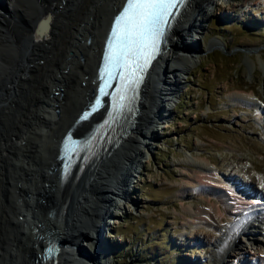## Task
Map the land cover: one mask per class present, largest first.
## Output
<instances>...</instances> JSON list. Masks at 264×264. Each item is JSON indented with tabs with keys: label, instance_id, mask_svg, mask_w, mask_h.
<instances>
[{
	"label": "rangeland",
	"instance_id": "374dc122",
	"mask_svg": "<svg viewBox=\"0 0 264 264\" xmlns=\"http://www.w3.org/2000/svg\"><path fill=\"white\" fill-rule=\"evenodd\" d=\"M21 1L23 0L18 1V3L23 4L29 15H33L34 12L31 9L32 6L29 0H24L23 3ZM33 1L35 5L38 6L39 4L40 7L38 6V8L41 9L42 1ZM35 1L38 3L36 4ZM80 1L85 2L84 0ZM4 5L6 4H1L2 10ZM18 13L21 12L18 11ZM201 26V33L196 36L198 37V43L196 42L195 45L196 49L204 43L207 45L210 42H218L229 53L224 54L218 49L207 47L205 52L194 57V62L188 65L189 68L184 74H177L178 77L171 75V79L175 80L176 78L180 83L175 89L177 91L174 97L170 95L162 96L163 102L161 105L156 104L154 106L156 115H158V106H164L166 110L165 113L162 112L161 118L155 119L156 123L153 124L152 128L154 135L151 137L149 131L146 138L143 135L140 136V131L132 135L140 138L141 142L144 140L143 142L146 145L140 148V167L135 166L136 171L139 170V175L130 179L126 186L125 196H123L122 189L107 184L112 191L119 193L120 196L114 198L119 203L121 202L120 205L122 206L120 209H115L113 206L102 204L112 214V217H108V215L105 217L106 224H104L105 227L102 232L105 246L103 248H106L105 251L108 254V256L103 254L105 264H182L184 262L213 264L211 260L213 246L209 240L214 237L219 238L221 233L214 228L215 223L212 219L204 218L199 221L201 223H196L193 220L194 217L182 212V204L185 206L207 205L206 195H197L191 191L190 187H203L202 190H215L221 194L224 193L228 202L232 203L234 201L232 198L235 199L236 196L239 197H236V201L241 202L242 200L237 191L238 195L233 193L235 196H232V193L229 192L230 187L228 185L230 183L227 184L226 180L229 175L233 174L239 182L246 180L243 179L245 176L254 181L253 185L256 182H260L261 185L264 184V115L260 113V107L264 110V0H214V5L208 8ZM65 28L66 26L60 28V30L58 29L59 31H57V28L54 30L57 34L62 33ZM242 47L253 48V51L238 50ZM43 48L46 49L47 45H44ZM49 48L46 50L48 55L43 52V56L40 57V60H45L41 64L42 67H45V63L51 60ZM6 50L4 47L0 49V61L2 63L12 60L13 54L11 52L13 51ZM15 50L19 51L18 48H15ZM38 53L42 52L38 51ZM27 64L29 63H26V68H28ZM29 76L31 80L27 78L23 82L25 89L19 94L20 96H17L19 99L23 98L24 101L21 104L19 101L13 99L12 101L11 98L9 101L0 102V145L2 141L6 140V133L15 127L16 122L14 119L22 117L23 113L28 111V107L35 109L34 107L39 104L34 99L32 100L30 94L36 92L34 90L37 86H40L37 85L40 80L32 84L35 82L32 78L36 76L32 74H29ZM2 77H0V80ZM83 84L84 82L81 86L85 85ZM52 85H55V82ZM32 87H34V90ZM242 92L248 94L253 92L257 102L256 100H250V103L243 105L237 103L236 105L231 96ZM4 94L6 92H3ZM3 97L6 99V95ZM64 97L69 98L66 92ZM71 98L67 100L68 105L65 107L67 110L63 109L66 114L62 115L61 112L58 114L60 106H55L56 126H62L69 119L67 117L71 114L72 108L75 106L74 102L78 99L77 97ZM2 109L3 111L6 109L5 112ZM33 113L35 114V111ZM33 119L35 120V117ZM38 120L40 121L39 118ZM27 126H31V123H28ZM4 130L6 131L4 132ZM130 145L133 148L137 145V142H130ZM191 157L207 158L210 163H208L205 170L203 167L198 166L199 164H186L185 160H189ZM11 161L10 164L6 161L5 166L0 161V169L7 172L4 179L0 176V244L5 246L7 244L10 246L15 245L17 249L15 248L14 252L17 255L12 258L9 257V262L8 255L5 254L6 249L3 252L5 246L1 247L0 245V264H13L14 262V264H42L40 261L41 255L38 254L39 246L37 245L41 243V236L47 233V231L42 233L41 227L43 224L47 225L49 218L48 215L45 217L43 211L44 204L47 202V200H44L43 190H46L48 185L43 187L42 183L43 188L39 187V191L43 193L38 195L40 197L36 200L30 198L31 191L22 194L15 192L16 202L8 183L11 172H14L12 169H17L20 163L15 161L14 158H11ZM113 166H116V163L111 164V167ZM118 166L119 164L116 167ZM126 169L127 171L131 170L130 167ZM86 170L81 176L85 174ZM207 174H211L213 177L208 179L206 178ZM199 178H201L200 181ZM107 179L110 178L107 177ZM52 181L54 182L53 179ZM22 182H25V180ZM242 184L245 187L248 186L244 182ZM253 185H251V189L254 191L255 186ZM55 187L56 184H49V188L53 189ZM76 187L75 184L74 189L78 192ZM182 187L186 188V194L184 193L183 196L179 195ZM258 188H261V186H258ZM260 190L264 191L262 188ZM104 191L108 190L105 189ZM49 193L53 196L54 191L51 190ZM59 196L61 195L59 194ZM75 196L77 197H73V202H75L72 207L73 216L76 215L77 211L75 210L81 204L80 199H78L80 197L79 193H76ZM209 201L217 203L215 199L210 198ZM248 205L251 209L255 208V212L257 211L256 206L252 207L249 203L245 207ZM37 206H39V211L35 208ZM90 206L94 209L100 207V204L95 201V205L91 204ZM34 211L40 213L41 218L39 219L41 221H35L38 225L31 228L29 225L32 222L29 216ZM47 212L49 213V211ZM56 212L57 207L54 209L53 217L49 219L52 225H55L57 221ZM13 214L16 217L15 220L11 219ZM37 215L39 216V214ZM42 217L47 221L42 222ZM36 218L38 217L36 216ZM66 220L64 218L59 223L64 225ZM227 220L229 219L226 215L222 220L223 224H226ZM39 222L43 224H39ZM75 223L77 230L72 231L76 234L82 233L83 229L80 224L76 220ZM70 224L68 223L67 226L69 227ZM40 225L42 226L40 227ZM254 226L257 227L258 225L254 224ZM93 236L90 243L95 246L98 240L95 233ZM184 236L186 239L178 243ZM15 237L18 239L17 242ZM46 239L47 237H45ZM237 240H240L242 254L236 256L235 259L231 258L232 261L239 263L245 256L247 260L244 264H251L255 255L263 254L258 248L255 249L254 253H252L254 249L250 250L249 248L257 245L256 239L238 236ZM227 242L229 243L230 240L228 239ZM227 242L226 244H228ZM79 243H83V246L93 253L86 242L81 240ZM33 247L36 248V252ZM10 252L9 255L12 254ZM221 263L232 264L228 261V258L223 259Z\"/></svg>",
	"mask_w": 264,
	"mask_h": 264
},
{
	"label": "bare ground",
	"instance_id": "6f19581e",
	"mask_svg": "<svg viewBox=\"0 0 264 264\" xmlns=\"http://www.w3.org/2000/svg\"><path fill=\"white\" fill-rule=\"evenodd\" d=\"M18 1L0 0V49L4 47L7 49L6 51H9L8 49L13 51L11 52L13 54L11 57L12 60L6 61V59H4L6 61L4 63L0 61V75L3 76L0 80V102L9 101L11 98V100L19 101L21 104L24 100L23 98H17V96H20L19 94L24 91L23 82H25L27 78L29 79V74L36 76L32 78L35 80L32 84L40 80L37 85L41 87L39 86V88L37 86L35 90L34 87H32L36 92L30 94L32 100L34 99L39 104L34 107L35 109H30L28 107V111L24 112L22 117L19 116V119H14L16 122L15 127L6 133V140L2 141L0 145V161H2L4 166L6 161L9 164L12 162L11 158H14L15 161L20 163L17 169H12L14 172L10 171L11 175L9 176L8 184L11 187L12 196L15 192L22 194L31 191L32 195L30 198L36 200L40 197L38 195L43 193L39 191V187L43 188L48 185L49 188L50 183L56 184V187L53 189L47 188L48 190H43V194H45L43 195L44 200H47V202L45 201L46 204H44L45 208L43 211L46 217V215H48L47 211H54L57 207L56 215L61 218L59 221H63L64 218L67 220L64 225L57 221L56 224L54 223L55 225H52L49 220L51 217L48 218V221L44 220V217H42V222L47 221L48 223L44 225L42 222H39V224H43V226L40 225V227L42 226V233L47 231L46 234L41 236V243L37 245L39 246V255H41L43 251L46 240L57 237L65 241L66 246H58L54 260L49 261L51 264H105L103 261V254L107 256L108 254L105 251L106 248H103L105 247L104 243L97 241L95 246L90 243L91 238L94 237V233L97 237L98 228L101 223L104 221V223H102L103 226L106 224V220H103V216L106 217L108 215V217H112L110 211L106 210L102 204L113 206L115 209H120L122 206L120 205L121 202L119 203V201H116L114 198L120 196L119 193L112 191L110 188L114 185L113 187L119 188L120 190L122 189L123 196H125L126 186L129 181L124 178H126L127 172L133 171L135 166L140 167V148L146 145L143 142L144 140L141 142L140 138L132 135L138 131H140V136L143 135L145 138L146 135L149 134L148 131L151 137L154 135L152 128L153 124L156 123L155 119L161 118L162 112H166L164 106H162L160 114L156 115L154 111L156 108H154V106H156V104L161 105L163 102L161 99L162 96L166 97V95H170L174 97L177 91L175 89L180 83L178 79H171L170 76L173 75L176 77L177 74H184L185 71L188 70L187 68H189L188 65L194 62V57L205 52L207 47L210 48V45L216 44L210 42L207 46L206 43H204L202 46L198 47V49L195 48L196 42L198 41V37L196 36L201 33L200 30L202 29L201 23L203 17L208 12V8L214 5V0L185 1V4L176 15V18L166 34L165 43L162 45L155 60L146 72L135 99L133 116L125 124L122 131L117 136L113 137V140L108 144L107 148L100 154L97 160H91V162L78 174L77 178H74L76 174L74 170L63 183L59 182V163L54 159L57 153L56 142L58 138L71 127L79 110L83 108L82 106L89 99L92 87L94 86V73L99 59L104 33L109 21L113 18L122 0H84L85 2L80 0H41V9L38 8L39 4L37 6L33 0H29L32 6L31 9L34 12L33 15H29V12L24 8L23 4L20 5ZM23 1L21 2L23 3ZM189 1L190 3L186 7ZM35 2L36 4L38 3L37 1ZM2 3L6 4L3 10L1 6ZM184 8L186 9L183 11ZM18 11L22 14L18 13ZM182 11L183 13H181ZM175 21L176 23L174 24ZM64 26H66V28L64 31L62 30V33H55V28L59 31L60 28L62 29ZM24 45L26 46L23 47ZM44 45H47V48L50 47L49 54L51 60L45 63V67H42L41 64L44 63L45 60H40V57L43 56V52L48 55V53H46L47 48H43ZM15 48H18L19 51L17 52ZM38 51L42 53L39 54ZM6 55L10 56L9 54ZM26 63H29L27 64L28 68H26ZM162 75L164 76L162 77ZM54 82L55 85H52ZM83 82L85 85L83 84L84 86H81ZM3 92H6V94H4L6 95V99H4V97L2 98V96H4ZM65 92L68 94L69 98L73 95L72 98L77 97L78 99L74 102L75 106L72 108L69 117H67V119H69L65 121L62 126H56L55 121L57 120V116H54L56 113L55 106H60L58 114H60V112L62 115L66 114L63 109L68 105L67 100L69 98L64 97ZM231 97L236 105L237 103L243 105L250 103V100H256V96L253 92L249 94L244 92L240 94L236 93ZM48 105L50 107H47ZM5 110L3 112H5ZM33 111H35V114ZM6 114L8 115L7 112ZM15 115L17 114L15 113ZM32 116L35 117V120L37 118L36 123ZM101 118L102 116H100L99 119ZM97 120L98 118L94 117L88 121L80 122L75 128V132L82 133L87 131L91 124ZM28 123H31V126H27ZM5 131L6 130H4V132ZM133 141L137 142V145L131 148L130 142ZM113 163H116V166L119 164V166L111 167ZM185 163L199 164L198 166L203 167L205 170L210 160L202 157H191L189 160H185ZM127 167H130L131 170L127 171ZM85 170V174L81 176ZM0 171V176L4 179V175L6 176L7 172L1 169ZM106 175L110 179H107V177L105 178ZM231 175L232 176H228L226 179L227 184L230 183L228 185L230 187L229 192L232 193V196H235L233 193L237 191L239 195L237 193L236 195L241 196V202L236 201L237 196L235 199L232 198L234 201L231 203L228 202L224 193L221 194L215 190H202L203 187H190V189H192L191 191L195 194L200 196L206 195L207 205L185 206L182 204L181 210L183 213L194 217L193 220L196 223H201L199 221L204 218H210L214 221V228L221 234L219 238L214 237L209 240L213 246L211 255L213 264H222L221 262L225 258H228V261L232 262V264H238L237 261L234 262L231 260V258L235 259L236 256L242 254L240 240L236 239L238 236L256 239L257 245L250 246L249 248L250 250L254 249L253 252H255L257 248L262 251L263 254L260 253L255 255L254 259L264 262V208L262 206L258 208L256 212L255 210L246 212V208H243V206L248 203H250L252 207H255L259 202L254 199L262 198L260 203L263 205L264 191L262 192L260 189L262 188V190H264V187L258 188V186H261L260 182H256L255 185H253L254 181L244 176L243 179L246 180L242 182L246 185L248 184V186H244L245 189L238 191L235 188L238 181L234 178L233 174ZM212 177L211 174H207L206 176L208 179ZM93 178H95V180H93ZM201 178H199V181ZM230 179L232 180L230 181ZM23 180H25V182H22ZM42 183L43 187L41 186ZM188 183L190 184V182ZM75 184L79 187H76L78 192L74 189ZM107 184L111 187H108ZM251 185L255 186L254 191L251 189ZM22 189L24 190L22 191ZM105 189L108 191H104ZM51 190L54 191V193H52L53 196L49 193ZM185 192L186 188L182 187L179 191V195L183 196ZM76 193L80 195L78 199H80L81 204L77 207L78 209L75 210L77 211L76 215L73 216L72 207L75 203L73 202V197H77L75 196ZM59 194L61 196H59ZM247 196H250V201L246 200ZM13 197L15 200L17 196L15 197L14 195ZM70 198L72 199L70 200ZM210 198L217 200V203H211L209 201ZM95 201L99 202L100 207L98 206L93 209L90 205H95ZM38 207L39 206L35 208L39 211ZM36 213L39 214V216ZM14 214L11 215L12 220L16 218ZM226 215L229 220H227L226 224H223L222 220ZM36 216L38 218H36ZM29 217L32 222L29 225L31 228L32 226L38 225L35 221H41L39 219L41 218L40 213L37 211H34ZM75 220L83 229L80 234H76L72 231L77 230ZM68 223H71L69 227L67 226ZM254 224L258 226L255 227ZM72 225L73 227H71ZM45 237H47L46 240ZM10 238L12 239V237ZM225 239H229L230 242L228 243ZM81 240L86 242L90 250L93 251V253L90 251L94 255L93 257L77 256L76 251L71 246L77 244ZM15 241H18L17 237H15ZM225 241L228 244H226ZM2 246L5 245H1V247ZM18 246L20 247V245ZM37 246L35 245V247ZM35 247H33L34 251L36 249ZM15 248V245L10 246L8 244L4 249L2 248L3 252L6 249L5 254L8 255V260L9 257L12 258L17 255V253L14 252ZM9 252L12 254L9 255ZM16 258L18 259V257ZM236 260H238V258H236ZM241 264H244V261Z\"/></svg>",
	"mask_w": 264,
	"mask_h": 264
},
{
	"label": "snow or ice",
	"instance_id": "6c2138e0",
	"mask_svg": "<svg viewBox=\"0 0 264 264\" xmlns=\"http://www.w3.org/2000/svg\"><path fill=\"white\" fill-rule=\"evenodd\" d=\"M184 2L185 0H126L122 11L114 18L104 52V65L100 71L102 84L99 90L101 96L107 95L105 87L110 85L105 77L119 78V100L114 102V111L125 107L122 101L130 99L128 93L134 91L142 81L141 74L155 59L174 10ZM100 104L101 100L97 98L92 110L96 111ZM88 115L90 113H86L81 119H86Z\"/></svg>",
	"mask_w": 264,
	"mask_h": 264
},
{
	"label": "water",
	"instance_id": "95a60500",
	"mask_svg": "<svg viewBox=\"0 0 264 264\" xmlns=\"http://www.w3.org/2000/svg\"><path fill=\"white\" fill-rule=\"evenodd\" d=\"M109 23H110V21H109ZM109 23H108V25H109ZM166 34H167V32L165 33L164 38L162 40V45L165 43ZM212 48L218 49V50H220L224 54L229 53V51H226L223 48V46L221 45V43H218V42L210 47V49H212ZM238 50H240V51H253V48H250V47H242V48H238ZM90 99H92V92L90 93L89 99L82 106L83 108L79 110L78 114L81 113V112L83 113V111L85 109L87 110V108H89V107L91 108V106H90L91 105L90 104L91 103L90 102ZM161 108L162 107L159 106V109H158V112L159 113L157 112L158 115L160 114ZM92 111L93 110H91L90 112H92ZM82 116L83 115H80V117L78 116L79 117V120L81 119ZM70 128H73V126L71 125ZM58 146H59V141L56 142V151L58 149ZM100 154H102V152L99 153V154H97L96 157L94 158V160H97L98 157L100 156ZM56 157L57 156L54 157V159L56 161H57V159H60L59 160V164H58V170H59L58 173H60V171H64V168H65V164L64 165H61V162L64 161L63 160L64 157L63 156H61L60 158H56ZM79 173H80V171L75 174V177L74 178H77V176H78ZM135 175H136V168L134 167L133 168V171L127 172L126 178H124V179H126L127 181H130L129 179H132L131 177H134ZM68 177L69 176H68L67 172L64 171V175H63V177L59 178V182L60 183H63ZM53 214H54V211L49 212L48 213V217H53ZM104 219H105V216H103V220ZM59 220H61V218L60 217H57V221L58 222H59ZM102 223H104V221ZM104 227L105 226H103L101 224L99 226V228H98V234H97V240H98V242L102 241V232L104 230ZM58 246H66L65 241H63V240H61V239H59L57 237H54L51 240H46V244L44 245L43 251H42L41 256H40V259H41L40 261H41L42 264H51L49 261L54 260V257H55V255L57 253V250H58ZM71 247L76 251V254H77L78 257L81 256V257H89V258H91V257L94 256L90 251H88V249L85 246H83V243H79L78 242L77 244H73ZM50 249H52V251H49Z\"/></svg>",
	"mask_w": 264,
	"mask_h": 264
}]
</instances>
